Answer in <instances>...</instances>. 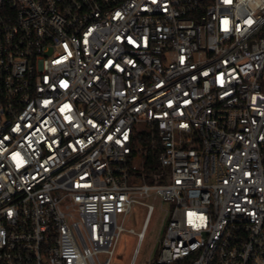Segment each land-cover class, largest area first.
Masks as SVG:
<instances>
[{
  "label": "built area",
  "instance_id": "built-area-1",
  "mask_svg": "<svg viewBox=\"0 0 264 264\" xmlns=\"http://www.w3.org/2000/svg\"><path fill=\"white\" fill-rule=\"evenodd\" d=\"M151 198L156 264H264V0H0V264H136Z\"/></svg>",
  "mask_w": 264,
  "mask_h": 264
},
{
  "label": "rangeland",
  "instance_id": "rangeland-1",
  "mask_svg": "<svg viewBox=\"0 0 264 264\" xmlns=\"http://www.w3.org/2000/svg\"><path fill=\"white\" fill-rule=\"evenodd\" d=\"M141 128V126L139 127ZM141 142H136L140 145ZM167 182H169L170 170L166 169ZM149 204L155 207V213L151 219L149 229L147 231L145 241L140 249V254L136 264H155L158 258L160 242L164 237L167 220L173 210V206L169 203H162L161 200H154L153 198L147 201ZM168 212V213H167ZM146 209L137 206L134 208V217L129 223V228L139 233L142 229L145 217ZM168 214V216H167ZM137 244V237L125 233L119 242L117 248V255L114 258V264H130L134 249Z\"/></svg>",
  "mask_w": 264,
  "mask_h": 264
},
{
  "label": "trees",
  "instance_id": "trees-1",
  "mask_svg": "<svg viewBox=\"0 0 264 264\" xmlns=\"http://www.w3.org/2000/svg\"><path fill=\"white\" fill-rule=\"evenodd\" d=\"M156 147H152V142ZM141 142L144 145V173L149 184H165L167 182L166 169L162 168L159 163V154L161 145L158 138L154 140L149 134H144L141 137ZM156 264V263H155Z\"/></svg>",
  "mask_w": 264,
  "mask_h": 264
}]
</instances>
